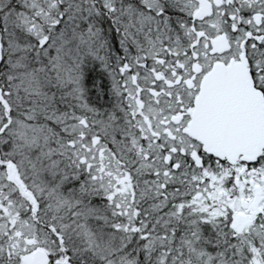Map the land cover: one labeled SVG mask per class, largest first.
I'll return each mask as SVG.
<instances>
[{
    "label": "snow or ice",
    "instance_id": "obj_1",
    "mask_svg": "<svg viewBox=\"0 0 264 264\" xmlns=\"http://www.w3.org/2000/svg\"><path fill=\"white\" fill-rule=\"evenodd\" d=\"M0 264H264V0H0Z\"/></svg>",
    "mask_w": 264,
    "mask_h": 264
}]
</instances>
